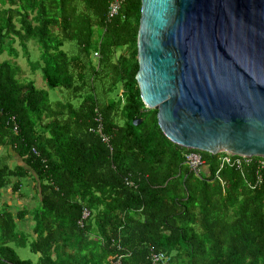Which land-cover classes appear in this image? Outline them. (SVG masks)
<instances>
[{"label":"trees","instance_id":"16d2710c","mask_svg":"<svg viewBox=\"0 0 264 264\" xmlns=\"http://www.w3.org/2000/svg\"><path fill=\"white\" fill-rule=\"evenodd\" d=\"M139 15L140 0H122L109 20L106 0H0V56L17 59L16 42L29 71L66 94L50 102L0 60V147L23 165L0 161V188L30 177L37 201L30 242L15 230L25 210L0 213V264H151V253L169 264H264V170L257 158L220 167V154L162 135L134 79ZM186 152L203 160L198 174ZM10 243L36 262L18 259Z\"/></svg>","mask_w":264,"mask_h":264},{"label":"water","instance_id":"95a60500","mask_svg":"<svg viewBox=\"0 0 264 264\" xmlns=\"http://www.w3.org/2000/svg\"><path fill=\"white\" fill-rule=\"evenodd\" d=\"M135 45L140 100L169 142L264 158V0H140Z\"/></svg>","mask_w":264,"mask_h":264},{"label":"rangeland","instance_id":"374dc122","mask_svg":"<svg viewBox=\"0 0 264 264\" xmlns=\"http://www.w3.org/2000/svg\"><path fill=\"white\" fill-rule=\"evenodd\" d=\"M14 46H15V48H17L16 44H14ZM16 50L18 51V54H19V52H20L19 48H17ZM26 50L28 53L29 60L32 62L36 61L38 58V55H39V51H38V48L33 41L29 40L26 43ZM61 50L65 51L68 55H74L76 52V47H75L74 43H72V42H65V43H63ZM2 59H4V56L0 58V60H2ZM15 62L20 66V68L24 72L23 73L24 78L21 80L29 81V79H32L34 81L35 86H38L39 83L41 82L40 85L37 87V89L45 90L47 92L48 99L50 102H53L55 99H60V100L66 99L65 92L47 89L45 87L43 81L41 80L39 72H37V71L36 72H30L29 71L28 66L25 62V59L22 58L21 53L18 56L17 60H15ZM0 152H2V151H0ZM5 162L7 163V165H12V166L15 165V162L12 161V159H7V160H5ZM1 163H3V161ZM21 181H22V183L26 182L24 179ZM24 188H23V191L21 190L22 191L21 193H23L25 191ZM27 193H29V192L27 191L26 194ZM7 195L8 194H5L4 196L0 195L1 196V198H0V210L4 209V210H9L10 212H15V210H20V209H22V207L26 208V206L22 203V200H17L18 201L17 202L15 198H13L12 200L7 198L6 197ZM3 205H5L6 207ZM36 207H37V204H36ZM30 222H31V219H27V221L21 223L24 225V228L20 227L21 226L20 223L15 225V230L17 232H19L20 234L24 235L27 242H30L32 240V236L29 235L30 234V231H29ZM26 235H29V236H26ZM8 247H10L12 249V251L15 253V255L20 260H28L31 263H35L37 260L38 255L30 252L27 246L17 247L16 245L10 243V244H8Z\"/></svg>","mask_w":264,"mask_h":264},{"label":"crops","instance_id":"0c3cea01","mask_svg":"<svg viewBox=\"0 0 264 264\" xmlns=\"http://www.w3.org/2000/svg\"><path fill=\"white\" fill-rule=\"evenodd\" d=\"M14 44H16V46H17V48H19L18 47V45H17V43L16 42H14L13 44H12V48L17 52V58H18V56L20 55V53H21V56H22V52L20 51V49H19V54H18V51L16 50L17 48H15V46H14ZM26 52H27V50H26ZM27 56H28V53H27ZM1 57H3V56H0V58ZM23 58V57H22ZM4 59H6V60H11V62H13V63H15L17 66H19L16 62H15V60H17V59H13L12 57H8V56H4ZM3 60V59H2ZM19 68H20V66H19ZM20 70H21V75H20V78L21 79H23L24 78V72H23V70L20 68ZM29 81H32L33 82V84H34V81L32 80V79H29ZM41 83V82H40ZM40 83H39V85H40ZM38 85V86H39ZM34 86H35V84H34ZM38 86H35L36 88L38 87ZM0 151H2V152H0L1 154H0V161L2 162L3 161V163L4 164H6L7 165V163L5 162V160H7V159H12V161H14L15 162V165L14 166H23L22 164H21V162H20V160H19V158L17 157V155H15V153H13L12 151H11V149L10 148H8V147H0ZM14 166H12V165H7V167L9 168V169H11V168H13ZM25 170H27V168L26 167H23ZM21 180H23V179H20L19 180V182H20V185H19V187L18 188H15V184L17 183V179L16 178H9V183L6 185V186H4L3 188H0V195H5V194H8L6 197L7 198H9V199H13V198H15L16 199V201L17 200H22V203L26 206V208H23L22 207V209H20V210H15V212H10L9 210H6V211H8L12 216H16L17 215V213L19 212V211H21V210H25V215L23 216V218L22 219H20V220H18L17 222H16V224H18V223H20V227L21 228H24V225L23 224H21V223H23V222H25V221H27V219H31V217H30V213L35 209V207H36V204H37V201H36V199H35V196H34V187H35V183H34V180L32 179V178H30V177H26V178H24V180L26 181L25 183L23 182L22 183V181ZM27 186V187H26ZM25 187V188H24ZM23 188L25 189V191L23 192V193H21L22 191H23ZM22 190V191H21ZM29 192V193H27L26 194V192ZM0 198H1V196H0ZM3 199V198H2ZM18 202V201H17ZM20 203V202H19ZM3 206H5V205H3ZM6 207V206H5ZM3 211H5L4 209H1L0 210V213L1 212H3ZM32 224H33V222H32V219H31V222H30V229H29V231H30V234L29 235H31L32 236V238H33V234H32V232H31V227H32ZM29 235H26V236H29Z\"/></svg>","mask_w":264,"mask_h":264},{"label":"built area","instance_id":"2783aa9c","mask_svg":"<svg viewBox=\"0 0 264 264\" xmlns=\"http://www.w3.org/2000/svg\"><path fill=\"white\" fill-rule=\"evenodd\" d=\"M122 0H106V19L109 20L117 15L119 8L121 6ZM96 56V53H93ZM219 155V165L234 167L235 169H240L242 166H247L253 158L255 159V165L258 170H264V158L260 157H243L235 156L226 153H218ZM183 160L188 169L194 174H198L203 166V160L195 152H186L183 154ZM259 176H256L255 184H259ZM87 216V212L83 211L81 219ZM151 264H169V257L163 253H151L149 257Z\"/></svg>","mask_w":264,"mask_h":264}]
</instances>
